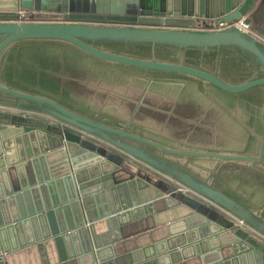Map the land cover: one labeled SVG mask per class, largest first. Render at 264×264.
<instances>
[{"label":"water","instance_id":"1","mask_svg":"<svg viewBox=\"0 0 264 264\" xmlns=\"http://www.w3.org/2000/svg\"><path fill=\"white\" fill-rule=\"evenodd\" d=\"M120 1L28 0L31 10L58 5L69 21L0 23V56L20 41H61L103 63L183 75L231 94L264 87V41L259 38L264 37V0H132L126 12L116 6ZM24 5L29 4L0 0V19L17 18ZM241 20L259 35L238 28L198 33L147 27L193 28L200 21ZM221 49L235 51L248 65L251 77L246 83L230 85L187 60L192 52L205 56ZM157 51L176 55L177 60H159ZM262 118L264 123V108ZM144 133L156 134L132 119L109 126L50 97L0 82V264H6L7 255L30 247L37 249L41 264H51V243L59 264H79L80 259L88 264H188L197 258L200 264H264V208L243 203L245 193L232 189L223 170L207 161H222L233 166L231 174L264 180V137L258 153L250 156L179 151ZM87 134L168 175L220 211L176 188L151 185L135 166L125 164L124 157L92 147L84 140ZM119 172L130 178L116 183ZM150 187L164 195L144 203L141 191ZM180 204L192 214L169 223L165 239L118 254L124 227ZM235 220L255 233L241 229Z\"/></svg>","mask_w":264,"mask_h":264},{"label":"crops","instance_id":"2","mask_svg":"<svg viewBox=\"0 0 264 264\" xmlns=\"http://www.w3.org/2000/svg\"><path fill=\"white\" fill-rule=\"evenodd\" d=\"M28 13L30 21L34 23L69 21L60 13L59 6L51 3ZM208 22L200 21L193 28L167 30L205 33L209 32L205 26ZM83 24L117 26L121 23ZM252 29L258 34L253 26ZM156 53L159 60H162L160 56L177 60L176 55ZM148 54L151 58V53ZM187 60L194 66H203L230 85H242L251 77L248 65L231 49H221L205 56L192 52ZM0 82L15 90L50 97L66 108L109 126L116 127L118 123L132 119L139 123L140 128L147 127L156 133L155 136L144 133L145 137L179 151L197 149L201 152L255 156L259 151L260 139L264 137V87L231 94L183 75L103 63L61 41H20L8 47L0 56ZM84 140L92 147L101 146L124 157L126 164L141 171L151 185L176 188L177 193L220 211L195 193L180 192L179 184L168 175L121 154L97 137L87 134ZM170 159L176 160L175 157ZM185 159L182 157V160ZM207 161L219 167L220 172L223 170L222 176L232 189L245 193L240 197L243 203L251 208H264L263 179L250 178L245 173L234 175L231 174L234 172L233 166L228 163L213 159ZM126 177V173L119 172L115 174V182L125 181ZM225 192L232 195L229 191ZM163 195L156 187L141 191L144 203ZM234 197L239 199L238 196ZM190 214L192 210L180 204L133 222L123 229L124 240L118 254L142 249L165 239L168 236L167 225ZM48 252L51 264H59L53 243L48 245ZM226 255H230L229 252ZM5 260L6 264H41L34 247L9 254ZM79 264L88 263L80 259ZM188 264H200V261L197 258Z\"/></svg>","mask_w":264,"mask_h":264},{"label":"built area","instance_id":"3","mask_svg":"<svg viewBox=\"0 0 264 264\" xmlns=\"http://www.w3.org/2000/svg\"><path fill=\"white\" fill-rule=\"evenodd\" d=\"M30 15L28 13V11H26L23 8H19L17 11V18L15 19H0V23H30ZM209 24H205V26L208 28V31L211 32H220V31H226V30H230L233 28H238L241 29L242 31L246 32V33H250L254 36H258V34L254 33L251 29L250 25H247L243 20L241 21H236L233 23H226V22H218L217 24H215L212 21L208 22ZM200 26V25H199ZM142 27V26H140ZM150 28H154V29H170V28H178V26H171V25H151V26H147ZM181 28V27H179ZM186 28V27H185ZM259 38L264 41L263 37ZM180 192L182 193H188V192H192L191 190H189L188 188L179 185V189ZM193 193V192H192ZM206 202L208 204H212L210 202H208L206 200ZM213 205V204H212ZM236 224L243 230H247L250 233H255L254 230L252 228H250L248 225H246L244 222L240 221V220H235Z\"/></svg>","mask_w":264,"mask_h":264},{"label":"rangeland","instance_id":"4","mask_svg":"<svg viewBox=\"0 0 264 264\" xmlns=\"http://www.w3.org/2000/svg\"><path fill=\"white\" fill-rule=\"evenodd\" d=\"M28 0H24V3H27V4H29L27 7H25V5H24V8L23 9H25L26 11H29V10H31V2L30 3H28L27 2ZM132 0H122V1H120V3H119V5H116L118 8H120V9H122V10H124V12H126L127 11V5L131 2ZM131 5V4H130ZM28 8V9H27ZM65 17L66 18H68L66 15H65ZM251 29H252V27H251ZM252 31H253V29H252ZM126 161V160H125ZM127 163V161L125 162V164Z\"/></svg>","mask_w":264,"mask_h":264},{"label":"trees","instance_id":"5","mask_svg":"<svg viewBox=\"0 0 264 264\" xmlns=\"http://www.w3.org/2000/svg\"><path fill=\"white\" fill-rule=\"evenodd\" d=\"M127 176H128V177H126L127 179H128V178H130V176H129V175H127Z\"/></svg>","mask_w":264,"mask_h":264}]
</instances>
